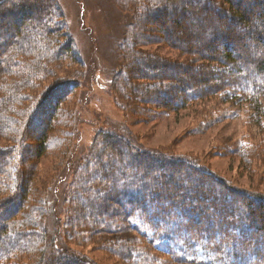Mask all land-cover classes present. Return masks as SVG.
<instances>
[{"label":"trees","instance_id":"1","mask_svg":"<svg viewBox=\"0 0 264 264\" xmlns=\"http://www.w3.org/2000/svg\"><path fill=\"white\" fill-rule=\"evenodd\" d=\"M119 3L124 8L129 3L137 10H145L144 14L136 15L138 25L132 22L128 38L121 41H128L127 54L132 62L138 59V67L124 65L126 69L117 72L119 81L130 73L143 74L131 76V80L143 79L147 83H137L131 91L134 104L142 108V114L151 119L154 112L159 118L187 110L193 104L212 101L235 106V111L243 109L248 117L250 112L251 125L258 129L260 137L250 145L238 144L247 145L238 151H242L243 159L252 157L244 162V168L250 171L253 162H264L261 104L264 54H239L233 47L241 39L264 45L261 27L245 23L254 4L259 6V19L264 21V3L260 0L245 3L243 0H119ZM193 8L201 12L188 14ZM207 12L213 16L206 17ZM161 15L175 28L180 27V21L172 15L178 18L189 15L204 32L195 40H182L176 35V39H171L163 28L167 20L165 23L156 20ZM146 19L160 27V32L154 28L138 32L141 20ZM219 19L241 28L215 30ZM70 38L64 32L57 0H0V140L10 143L5 149L0 148V172L11 162L21 165L20 178L16 179L20 182L17 194L0 200V262L6 259L2 256L6 250L12 256L19 248L27 252L32 247L34 252L28 254L35 255V264H95L67 250V245L77 238L87 242L97 240L92 243H99L97 248L106 256H117L132 264H137L134 257L154 264L149 257L151 251L175 264H264V193L233 186L187 157L143 149L126 128L123 132L97 131L90 151L77 166L75 174L80 175L79 179L76 176L67 180L70 175L66 174L67 170L75 165L72 157H68L66 169L54 178L51 187L39 178L37 162L44 156L50 158L55 148L60 153L65 139L79 135V120L59 102H64L82 83V74L76 70L77 60L70 51ZM204 39L209 43L219 42L225 51L216 55V47L207 45L198 49L192 45L199 46ZM168 41L174 44L166 45ZM154 44L170 47L176 53V60H163L138 51ZM141 53L145 60L137 58ZM63 62L69 76L47 85L48 77ZM73 66L75 69H71ZM162 75L165 80L156 79ZM216 80L219 82L215 83ZM36 89L46 94L44 98L33 100L30 92ZM117 103L124 108L120 101ZM35 127L41 130L36 137L38 145L34 146L28 143L26 131ZM109 141L114 143L113 148H108ZM75 147L78 148V143ZM28 152L32 160L26 163L22 159ZM39 184L43 188L40 193H48L49 189L54 202L65 207L61 210L66 205L70 210L59 213L60 209L51 206L48 214L47 195L42 198L45 223L24 227L27 232L15 231L19 224L11 220L20 214ZM63 185L64 190H60ZM4 188L11 189L9 185ZM25 218L32 220L30 213ZM38 239L44 245L42 250L32 245ZM141 242L143 245H139ZM10 245L13 249L6 248ZM16 262L6 260L4 264H19Z\"/></svg>","mask_w":264,"mask_h":264},{"label":"rangeland","instance_id":"2","mask_svg":"<svg viewBox=\"0 0 264 264\" xmlns=\"http://www.w3.org/2000/svg\"><path fill=\"white\" fill-rule=\"evenodd\" d=\"M121 1L126 2V0ZM243 2L245 3L246 0H243ZM260 2L264 3V0H260ZM57 3H59L64 21V32L72 39V48L69 50L77 60L75 63L76 65L78 64L79 69L76 70L82 74V83L75 90L71 91L72 94L64 102L62 100H59V102L64 103L68 112H74L71 116H74L77 121L79 120L78 125H80L78 127L79 135L76 137L73 135L72 139H65L60 153L59 148H55V153L50 158L44 156L43 160L39 161V163L37 162L39 178L46 181L44 182L47 183V187H51L55 180L54 178L66 169L68 157H72L75 162V165L73 163L74 166L72 165L66 172L67 175L70 174L67 179L68 182L77 176L75 174L78 169L77 166L82 163L81 160L90 151L97 131L114 130L117 132V130H121L123 132L126 128L129 135L143 149H152L171 157H187L197 164L206 166L208 170L213 171L217 176L228 181L233 186L264 193V162L255 161L251 170H246L244 162L252 160V157L249 155L247 159H243L240 155L242 151L238 152L242 147L247 146H238L240 142L250 145L251 143H256L260 138L258 129L251 125L250 112L248 117L243 109H236L237 111H235V106H228L218 101H212L202 102L198 105L193 104L187 110L180 111L177 114L159 116V118L155 117V113L152 112L150 119L142 114V108L138 104L135 105L136 101H134L131 92L132 87L137 83H146L143 79L131 80V76H143V74L141 72L139 74L130 73L128 76L124 75L119 81L117 72L126 69L124 65L127 67H130V65L138 67V59L132 62L130 55L127 54L128 41L124 43L121 41L126 37L128 38V33L133 26L132 22L138 25L139 19L136 18V15L144 14V9L137 10L129 3L124 8L119 3V0H57ZM258 7L257 4L252 6V12H250L245 23H251L254 26L258 25L264 31V21L259 19ZM240 8L242 9V6ZM200 12V10L193 8L188 14L195 15ZM212 13L215 14L214 12ZM168 16H171V14ZM172 16L174 19H179L180 27L183 26L185 29L182 30L180 27L175 28L172 26V23L168 22L166 16L161 15L156 18L157 22L163 21L165 23L167 20L163 28L169 36H172L171 39H176V36H180L182 40H195L204 32V28L193 22L189 15L181 18L175 15ZM209 16L212 17L213 15L207 12L206 17ZM223 21V19H219L216 22L217 28L215 30L224 29V27H234L236 30L241 28L239 25ZM141 22L142 25L138 32L143 33L148 28H154L160 32V27H156L150 20H141ZM129 25L132 26L129 27ZM237 26L238 28H236ZM167 44L174 43L166 42ZM166 45L157 47L154 44L140 48L138 51L145 53L144 55H157L163 60L175 61V51ZM192 45L198 49H203L207 45L213 46V48L216 47L214 50L216 55H221L225 51L224 45H220L219 42L209 43V40L206 39L199 46L198 43H192ZM233 47L236 48L239 54H242V52L253 55L264 54V45L260 42H253V40L248 42L241 39L239 42L233 43ZM142 53L137 55V58L145 60ZM75 63L73 64L75 65ZM63 65L64 62L56 69L53 76L48 77L47 85L66 79L69 76L70 72L67 73L68 67L65 68ZM71 69H75V67L73 66ZM144 75L147 76L148 74ZM156 79L163 81L166 77L162 75V77ZM218 82L219 80L215 81V83ZM48 90H50V87H48ZM30 93L33 100L39 96L37 100H40L46 95H42L39 89L33 90ZM116 100L120 101V104L123 106L125 105L124 108ZM30 103L31 100L29 98V106ZM261 104L264 106V98L261 100ZM23 105L27 107V103H23ZM226 110L228 112L225 114H229L228 116H225L223 113ZM43 114L44 112L40 114V117ZM219 115L221 116L218 117ZM262 126L264 127V120ZM27 129L29 128L27 127ZM40 130L41 127L39 129L35 127L31 131H26V136L29 137V144L38 145L36 137ZM42 131L45 133V128ZM75 143H78V148L75 147ZM107 144L108 148L114 147L112 141H109ZM7 145H10L8 140H0V148L5 149L4 147ZM101 149L103 150V148ZM31 152L34 151L32 150ZM31 152H28L27 155H24V153L22 161L29 162ZM52 152L54 151L50 153ZM20 168V163L11 162L6 169L0 172L2 175L0 177V200L9 196V194H14L15 192L17 194L20 182H16V179L20 178ZM77 178L79 179L80 175ZM5 185H9L11 189L4 188ZM63 188L64 185L61 186L60 190H64ZM42 190L43 188L40 184L37 185L27 198V204L20 209V214L11 220L12 223L19 224L17 226L18 229L15 231H26L24 230L26 226H32L40 222L45 223L42 206V201L44 200L42 198L45 199L47 195L46 205L48 206V214L50 213L51 206H55L53 207L54 209H60L59 213H63V211L66 213V210H70L67 205L65 210H61L65 207L63 205L60 206L59 202H54L55 197L51 196V192L48 194L50 190L48 189V193L45 192L43 194L40 193ZM18 198L22 199L20 196ZM16 201L18 202L19 200L16 199ZM79 205L80 201H78ZM76 208L77 206H74V209ZM29 213L32 220L25 218ZM21 224H23V227H21ZM75 239L77 241L74 240V242L67 245V250L91 259L95 264H132L129 261L119 260L117 256H106L97 248L100 246L99 243H92L98 242L97 240L87 242ZM32 245L37 246L40 250L44 247L39 239L38 242L35 241ZM139 245H143L142 242ZM8 247L13 249V245L6 248ZM30 248L31 250H29ZM30 248L27 252L19 248V251L12 253V256L7 254L8 250L4 251L2 256H5L6 259L1 261L0 264H4L6 260H9L10 263L17 260L16 263L19 264H35L34 259L37 258H35V255L28 254L34 252L32 247ZM105 249L111 250L108 246H105ZM153 252L149 253V257L153 258L154 264H175L162 255ZM237 254L244 255L242 252H237ZM134 258L137 260V264H148L139 258ZM123 259L125 258L123 257Z\"/></svg>","mask_w":264,"mask_h":264},{"label":"bare ground","instance_id":"3","mask_svg":"<svg viewBox=\"0 0 264 264\" xmlns=\"http://www.w3.org/2000/svg\"><path fill=\"white\" fill-rule=\"evenodd\" d=\"M242 33V32H241Z\"/></svg>","mask_w":264,"mask_h":264}]
</instances>
